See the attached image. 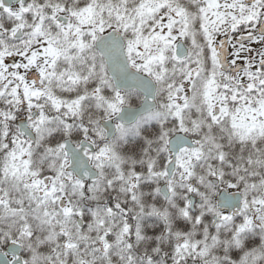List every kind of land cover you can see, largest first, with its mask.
I'll return each instance as SVG.
<instances>
[{"label":"snow or ice","instance_id":"6c2138e0","mask_svg":"<svg viewBox=\"0 0 264 264\" xmlns=\"http://www.w3.org/2000/svg\"><path fill=\"white\" fill-rule=\"evenodd\" d=\"M0 264H264V0H0Z\"/></svg>","mask_w":264,"mask_h":264}]
</instances>
